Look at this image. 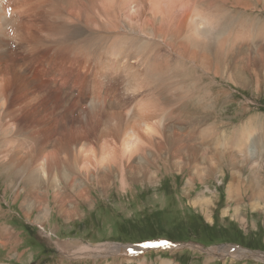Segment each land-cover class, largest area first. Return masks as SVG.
I'll list each match as a JSON object with an SVG mask.
<instances>
[{"label":"bare ground","instance_id":"1","mask_svg":"<svg viewBox=\"0 0 264 264\" xmlns=\"http://www.w3.org/2000/svg\"><path fill=\"white\" fill-rule=\"evenodd\" d=\"M4 1L0 0V66H4V62L10 57L12 46L21 45L19 39L27 37L24 35L25 30L17 24L14 9L7 11L2 7L1 3ZM150 1L152 5H166L165 10L163 6L157 9L154 6L152 9L145 6L146 0H112L110 14L119 19L117 25L119 29L113 33L106 28H103L102 33L84 31L81 25L76 27L67 23L63 30V24L56 30L40 29L41 37L38 41L25 46L30 51L35 46L41 47L47 43L49 46L53 45L61 49V41L68 39V42L72 40L69 42L71 43L79 40L81 36L87 37V44L90 41L100 42L105 39L112 41L111 58L107 62L104 61L106 62L104 68L96 73L102 76V84L109 80L117 84L120 80L125 81L124 86L130 92L129 96L132 99L118 107L88 109L78 102L101 99L92 98L90 93L84 94L82 88L79 95L71 92L67 96L66 92L62 93L66 99L64 105L70 103L75 96L77 98V100L73 99L75 108L82 106L85 111L81 117L82 126L77 129L65 128V133H68L69 129L72 130L68 133L69 138L58 124L55 143L47 139L45 141L47 145H41V140L37 138L44 137L42 130L26 136L25 139L31 138L28 144L16 142L15 124L18 116L24 114L29 107V103L25 102L23 94L11 102L14 97H10V90L19 88L18 94L20 90L25 91L30 84L24 73L18 74L19 67L13 71V75L21 82V86L9 85L10 80L0 67V159H5L4 166L6 165L11 175L15 166H19L15 180L20 178L19 176L24 180V184L21 182L25 187L18 190L26 194L25 210L29 216L35 206V201H32L34 199L32 191L35 188L37 190L38 183L41 185L40 197L44 209L39 214L38 222H35L44 229L50 225L52 218L53 208L50 207V203L54 197L53 193L57 201L55 208L64 219L73 221L83 215L77 202L85 200L88 205L93 203L87 182L98 186L102 192L110 191L118 180L125 190L131 186V183L155 186L161 182L162 171L171 168H174L178 174H187L185 187L187 191H191L196 185L206 184L210 179L217 180L221 185V179L225 176L224 169L227 168L232 178L228 185L229 200L241 203L240 195L250 189L253 193L249 196L251 208L264 214V116L252 117L248 126H242V133L236 131L228 136L220 132V126H207L205 118H200V113L193 114L190 111L191 108L203 109L198 102L205 101L208 91L202 92L200 88L207 78L205 76L211 73L214 76L213 80L222 78L243 92L252 90L257 92V95L264 94V48L260 49L263 46L259 41L264 38V22L255 18L251 20L253 19L251 17L244 19V15L235 17L227 5L229 4L233 10L251 9L255 0H178L174 5L173 0ZM257 2L260 5L264 4V0ZM114 4L120 9L115 8ZM69 5L73 4L69 3ZM134 5L138 8L136 15L134 11L131 13L135 9ZM179 7L182 8L181 12L186 14V18L177 14ZM52 9L54 10L55 6ZM105 9L106 4L103 7V14ZM45 11L48 13L47 10ZM237 14L238 11L235 15ZM137 16L141 18V22L136 19ZM115 17L113 22L116 26ZM32 37L35 40L36 35ZM27 42L29 41L26 40ZM114 58L116 59L113 61ZM93 72L95 71L87 75ZM53 97L46 94L44 99ZM135 99L143 102L138 104ZM20 103L26 107L19 113ZM11 104H16L15 108L11 107ZM91 112L93 118L103 121L104 134L110 137V141L105 140L104 145L100 144L101 128L93 124L89 127L85 125ZM27 125L26 123L24 127L29 128ZM40 125L43 126L41 122ZM83 128L94 129L91 134L93 137L80 136L85 133ZM23 131L26 132L24 129ZM28 131L31 132L30 129ZM47 132L46 130L45 133ZM89 145L92 146L87 149ZM33 146L38 147L33 148ZM106 146L111 148L109 147L108 150ZM27 148L28 150L24 151ZM14 150H19V154H14ZM246 171L249 172L247 177L244 174ZM71 174H75V177L72 178ZM11 184L12 181L9 182L8 187ZM8 187L5 191H8ZM38 190L40 191V188ZM205 190L212 192L209 187ZM205 190L196 199L191 200V204L200 207L202 212L209 213L214 198L206 197ZM69 198H72L71 202L68 201ZM238 211L239 207H236V218L239 217ZM11 235H13L11 228L4 225L0 232V247L8 248L9 244L13 243V241L11 243ZM16 243L15 245L18 244ZM63 243H61L62 247L66 246ZM230 247L226 249V256H246L249 253L233 245ZM113 248L118 247L109 249L114 250ZM168 248L172 249V247ZM212 250L209 251L213 252ZM83 251L76 256H83ZM131 251L134 258H138L140 253L148 252L141 248H133ZM221 251H219L220 256ZM138 259L141 261L140 258ZM207 261L209 264L214 262L210 259ZM161 264L176 263L163 260Z\"/></svg>","mask_w":264,"mask_h":264},{"label":"rangeland","instance_id":"2","mask_svg":"<svg viewBox=\"0 0 264 264\" xmlns=\"http://www.w3.org/2000/svg\"><path fill=\"white\" fill-rule=\"evenodd\" d=\"M73 1L5 0L1 3L2 7L7 11L14 9L17 24H20V27L25 30L24 35L27 36L19 39L21 45L12 46V51L9 53L10 57L4 62V66H0L10 80L9 85L21 86V82L13 75V71L19 67L18 74L24 73L28 79L27 82L29 81L30 84L25 91L22 92L20 90L18 94L19 88L10 90V97H14L11 102H14L18 99L16 97L23 94L25 102L29 103V107L24 111V114L21 113L18 116V121L15 124V137H17L16 142L19 144L21 142H27V144L31 142L30 137L28 139H25V137L39 130L44 132V137L37 138V140H41V145H47L45 142L47 139L55 143L57 142L56 129L59 126L63 128L62 131L65 136L69 138L68 133L72 130L69 129L68 133H65V128L72 127V129H77L82 126L81 117L85 112L83 107L88 109L113 108L132 99L129 96L130 92L124 86L125 81L120 80L117 84L109 80L102 84V76L96 73V71L103 69L104 64L111 58L110 50H112L113 45L112 41L110 42L108 39L100 42L90 41L87 44V37L81 36V39L79 38V40L71 43L69 42L72 40L68 42V39L61 41V49L53 45L48 48L50 46L47 43H44V46L41 47L35 46L30 51L25 48L26 45H32L38 41V38L41 37L40 31L42 29L56 30L62 24V30L64 25L69 23L76 27L81 25L82 30H92L94 33H102L103 28H106L110 33L119 29L117 27L119 19L110 14V6L113 5L112 0ZM177 2L178 0H173V5ZM69 3L73 5H69ZM104 4H106L105 14H103ZM117 4H114V7L120 9ZM144 5L149 6L151 9L153 6L156 9L163 6L164 10L166 6L163 4L160 6L152 5L150 0H146ZM227 5L230 8L229 11H232L231 13L235 17L244 15V19H250L251 17L253 18L251 20L255 18L264 22V4L260 5L257 0L253 3L251 9L233 10L229 4ZM54 6L55 9L53 10ZM181 9L179 7L177 14L186 18V14L184 15ZM136 10L138 8L135 6V9L130 11L131 13L134 11L133 13L136 15ZM237 11L239 14L236 16L235 13ZM115 12L118 13L119 11L115 10ZM44 13L47 18L43 16ZM86 17H90V19ZM113 17L116 19V26L114 25ZM136 19L139 22L142 21L138 16ZM228 22L232 24L229 20ZM23 24L24 26H21ZM26 29L28 30L26 31ZM29 33L31 36H29ZM32 35H36L35 40L32 39L34 38ZM26 40L29 42L26 43ZM259 41L262 42L261 46H263L260 49L264 48V38ZM97 43L100 45H97ZM91 71L95 72L87 75ZM210 75L205 76L207 78L202 85L203 88H200L202 92L208 91L205 101L198 102V105H202L203 109H190L193 114L200 113V118H205L207 126H220L221 133L224 132L226 135L231 136L236 131L237 133H242V126H248L252 117L264 116V94L257 95V92L252 90L245 91V93L236 89L222 78L213 80V73ZM23 81L26 82L25 80ZM81 88L84 94L90 93L92 98L97 97L101 100H92L90 102L82 100L78 103H80L79 105L82 104L83 107L77 106L78 108L76 109L73 99L77 100V98L74 96L70 103H67V105L63 104L66 100L63 95L65 92L67 96L71 92L79 95ZM45 89L49 91L47 92ZM46 94L54 97L52 99H44ZM135 101L138 104L143 102L140 99H135ZM20 105L19 113L26 107L22 103ZM15 106L16 104H11V107L15 108ZM128 116L132 117L129 114ZM88 117L85 123L86 127L93 124L101 128L100 144L104 145L105 140L110 141V137L104 134L105 126L103 121L93 118L92 112L89 113ZM40 122L43 126L40 125ZM26 123L29 128L24 127ZM29 129L31 132L28 131ZM46 130L48 131L47 133H45ZM83 131L85 133L80 136L87 137L92 134L94 129L83 128ZM90 142L92 143V139ZM92 145H89L87 149ZM37 147L33 146V148ZM109 147H107L108 150L111 148ZM27 150L28 148L24 151ZM19 152V150H14V154H19ZM68 153L71 155L70 150H68ZM4 162L5 159L1 158L0 232L4 225L11 228L13 231L11 237L13 238L10 237V239L11 243L12 241L13 243L9 244L8 248L0 247V264H127V261H129L128 264H161L163 260H171L176 264H209L208 259L212 260V262L214 261L210 264H264V214L251 208L249 196L253 195V193L250 189L240 195L241 203L229 200L228 185L232 178L227 168L224 169L225 176L221 179V185L218 184L217 180L210 179L206 184L196 185L191 191L185 189L187 174H178L174 168L168 171L163 170L160 174L161 182L155 186L131 183V188L127 187L125 190L122 188L121 181L118 180L110 191L102 189L104 191L102 192L98 186L87 182L93 203L88 205L87 202H84L85 200L77 202L83 215L73 221L64 219L62 214L55 208L57 201L53 193L54 197L50 203V207L53 208L52 218L50 225L44 229L37 224L39 214L44 209V206H42L43 201L40 197L41 187L39 186L41 185L38 183L37 190L35 188L32 191L34 193L32 201H35V206L29 216L25 210L26 194H22L18 190L25 187H23L24 180L21 179V176L18 178L19 182L18 179L15 180L19 166H15V170L11 175L6 165L4 166ZM244 174L246 176L249 172L246 171ZM70 176L74 178L75 174ZM11 181L13 184L8 187ZM7 187L8 191H5ZM206 187H209L212 192L206 191ZM39 188L40 191L38 190ZM204 190L206 191V197L214 198L212 199L213 202L209 213L202 212L200 207H195L191 204V200L196 199ZM68 201L71 202L72 198H69ZM236 207H239V217L237 218L235 217L237 215ZM149 241H164L166 246L156 250H148L146 253H140L138 258L141 261H138V258L133 257L131 250L139 248V245ZM61 243L66 244V246L62 247ZM229 245L236 246L240 250L249 253L246 256H240L239 254V256H226V249L231 248ZM226 246L228 247L226 248ZM111 247L118 248L111 250L109 249ZM168 247H172V249ZM97 248L102 251L99 252ZM221 249H224L221 253L222 257L219 253ZM64 250L68 251L64 252ZM82 251L84 253L83 256H76ZM68 252L71 254L69 255Z\"/></svg>","mask_w":264,"mask_h":264},{"label":"crops","instance_id":"3","mask_svg":"<svg viewBox=\"0 0 264 264\" xmlns=\"http://www.w3.org/2000/svg\"><path fill=\"white\" fill-rule=\"evenodd\" d=\"M221 253H222V251H221Z\"/></svg>","mask_w":264,"mask_h":264}]
</instances>
